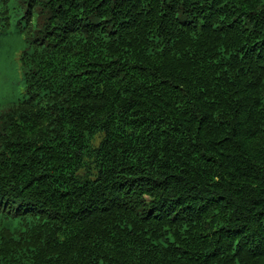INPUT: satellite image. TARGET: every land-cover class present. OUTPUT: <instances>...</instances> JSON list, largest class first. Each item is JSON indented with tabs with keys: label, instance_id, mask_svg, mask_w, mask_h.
Wrapping results in <instances>:
<instances>
[{
	"label": "trees",
	"instance_id": "1",
	"mask_svg": "<svg viewBox=\"0 0 264 264\" xmlns=\"http://www.w3.org/2000/svg\"><path fill=\"white\" fill-rule=\"evenodd\" d=\"M19 47L0 264H264V0H0Z\"/></svg>",
	"mask_w": 264,
	"mask_h": 264
},
{
	"label": "rangeland",
	"instance_id": "2",
	"mask_svg": "<svg viewBox=\"0 0 264 264\" xmlns=\"http://www.w3.org/2000/svg\"><path fill=\"white\" fill-rule=\"evenodd\" d=\"M7 57L8 53L0 54V68L5 69L8 67L9 63L12 66L11 58L9 60ZM17 73V70H11L10 67H8L7 70H4V73H0V109L6 107L7 104L11 102L12 99L14 100L17 94L20 92L19 88L17 87ZM11 91L12 99L10 98ZM19 99H17V101Z\"/></svg>",
	"mask_w": 264,
	"mask_h": 264
}]
</instances>
